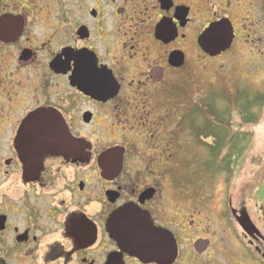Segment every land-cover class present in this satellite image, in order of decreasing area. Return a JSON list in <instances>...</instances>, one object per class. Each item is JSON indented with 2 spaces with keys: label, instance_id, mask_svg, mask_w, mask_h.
<instances>
[{
  "label": "flooded vegetation",
  "instance_id": "1",
  "mask_svg": "<svg viewBox=\"0 0 264 264\" xmlns=\"http://www.w3.org/2000/svg\"><path fill=\"white\" fill-rule=\"evenodd\" d=\"M209 38L228 44L210 55ZM263 41L264 0H0V264H165L121 250L107 221L133 203L176 238L159 187L179 160L190 164L189 142L216 144L229 119L207 102L208 60L248 43L262 56ZM260 68L251 78L264 85ZM248 96L264 114V89ZM227 131L229 168L240 147ZM259 200L262 228L229 198L243 264H264Z\"/></svg>",
  "mask_w": 264,
  "mask_h": 264
},
{
  "label": "rangeland",
  "instance_id": "2",
  "mask_svg": "<svg viewBox=\"0 0 264 264\" xmlns=\"http://www.w3.org/2000/svg\"><path fill=\"white\" fill-rule=\"evenodd\" d=\"M255 43L257 45V41ZM249 46L248 43L247 50L239 48L208 60L207 102L222 118H229L221 126L226 129L219 133L222 142L215 144L216 136L209 135L206 148L189 142L193 150L187 151L185 158L190 164L183 165L179 160V165L171 169L173 173H169L170 183L159 187V216L166 224L175 226L179 250L175 264H204L206 259H209L208 264H243L246 261L231 231L239 226L229 212L230 197L236 209L242 200L250 204L249 217L257 228H262L261 214L254 205H260L256 190L264 175L263 104L243 97L247 91L249 96L253 92L262 93L264 85L260 77L256 74L252 80L251 73L256 66L264 68V55L249 54ZM257 47L264 50V41ZM238 89H241L239 95L236 94ZM210 121L208 117L209 124ZM232 128L238 133L240 159L238 166L224 168L220 156L225 151L227 139L229 144L226 135L230 131L227 129ZM192 134V131L183 133L177 146H188L186 142ZM201 157L209 161L207 169L196 167ZM97 205L100 207L98 202Z\"/></svg>",
  "mask_w": 264,
  "mask_h": 264
},
{
  "label": "water",
  "instance_id": "3",
  "mask_svg": "<svg viewBox=\"0 0 264 264\" xmlns=\"http://www.w3.org/2000/svg\"><path fill=\"white\" fill-rule=\"evenodd\" d=\"M215 35L216 33L211 36ZM227 44L228 41L222 38L204 39V49L210 55L217 54ZM152 194V190L145 191L141 201L150 198ZM257 194L264 205V179ZM245 220L252 224L248 216ZM107 227V232L119 248L140 260L165 261V264H171L177 256V245L173 236L161 228H156L149 214L135 204H126L114 210L107 221Z\"/></svg>",
  "mask_w": 264,
  "mask_h": 264
},
{
  "label": "trees",
  "instance_id": "4",
  "mask_svg": "<svg viewBox=\"0 0 264 264\" xmlns=\"http://www.w3.org/2000/svg\"><path fill=\"white\" fill-rule=\"evenodd\" d=\"M209 127H210V125H209Z\"/></svg>",
  "mask_w": 264,
  "mask_h": 264
}]
</instances>
